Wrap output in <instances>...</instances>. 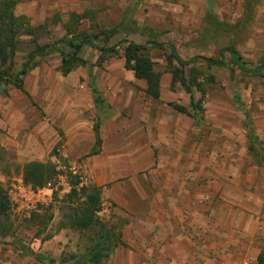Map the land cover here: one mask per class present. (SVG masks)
I'll return each mask as SVG.
<instances>
[{
  "label": "rangeland",
  "instance_id": "1",
  "mask_svg": "<svg viewBox=\"0 0 264 264\" xmlns=\"http://www.w3.org/2000/svg\"><path fill=\"white\" fill-rule=\"evenodd\" d=\"M14 13L24 18L22 31L34 32L18 37L19 50L10 70L14 75L37 46L57 43L69 30L100 38L96 47L82 48L79 57L85 63L69 74L64 75L62 66L72 53L60 47L36 58V68L24 78L25 92L7 86L0 95V185L9 200L0 233L11 232L0 236V264H46L21 253L24 249L55 264H87L88 248L107 231L115 233L119 245L102 264H122V217L96 214L95 226L85 230L73 226L72 209L87 200L82 189L97 190L101 204L107 202L116 210L124 207L111 197L116 185L178 182L194 185L203 194L210 183L246 182L251 171L259 181L258 174L264 172V78L232 65L200 64L183 69L186 86L174 83L180 67L169 46L158 50L149 43L172 44L184 60L219 58L221 50L234 48L249 65L264 66V0H29L19 3ZM125 40L147 45L144 55L160 77L159 99L148 95L147 82L126 67ZM101 48L117 51L103 54ZM76 91L87 94L81 100ZM50 101L62 104L71 116H60L58 107L50 112ZM13 104L25 106L32 121L20 126L9 121L11 116L4 119V108ZM175 105L187 107L190 115L178 112ZM77 117L90 121L94 144L65 152V129ZM14 129L40 144L39 156L27 157L8 146ZM149 141L150 154L144 148ZM225 151L230 152L227 161ZM33 161L55 166L51 181L55 190H44L47 185L35 189L24 181V167ZM73 168L87 184L80 183ZM22 188L27 191L19 197ZM30 190L44 192L35 198ZM258 242L257 260L264 263V233Z\"/></svg>",
  "mask_w": 264,
  "mask_h": 264
},
{
  "label": "crops",
  "instance_id": "2",
  "mask_svg": "<svg viewBox=\"0 0 264 264\" xmlns=\"http://www.w3.org/2000/svg\"><path fill=\"white\" fill-rule=\"evenodd\" d=\"M86 94L76 91L81 100ZM56 107L60 116H71L62 104L50 101V112ZM4 111L7 114L4 119L11 116L9 121L20 126L33 119L23 105H9ZM64 122L65 119L61 123ZM68 124L65 152L94 144L90 121L77 117ZM14 132L8 146L27 157L39 156L38 142L26 140L15 129ZM144 148L150 154L153 142L149 141ZM229 153H223L226 161ZM254 172L243 182L246 184L210 183L203 187V194L194 185L183 186L178 182L114 186L111 197L118 206H124L114 212L124 219L122 264H230L244 258L257 260L261 249L258 237L264 233V172L258 174L259 181ZM97 185L101 183L97 181ZM116 260L120 261L117 257Z\"/></svg>",
  "mask_w": 264,
  "mask_h": 264
},
{
  "label": "trees",
  "instance_id": "3",
  "mask_svg": "<svg viewBox=\"0 0 264 264\" xmlns=\"http://www.w3.org/2000/svg\"><path fill=\"white\" fill-rule=\"evenodd\" d=\"M24 1L29 0H0V95L5 93L7 86H12L22 92H25L24 78L28 73L36 68V58L46 57L54 52L60 51V47L69 49L71 56L63 60V73L69 74L79 64L85 62L79 57V54L84 46H97L99 35H92L88 33H75L68 31V34L59 40V42L46 45L37 46V48L29 54L27 62L23 68L16 75L11 74L10 70L13 66L14 58L19 50L18 37L24 35L33 36V30L30 28H23V17H17L14 13L15 7ZM92 1V0H82ZM124 46L126 67L134 72L135 78L147 82V93L154 99L160 97V77L154 72V64L150 58L144 55L147 45L137 44L132 41L125 40L122 43ZM152 49L165 50L168 46L171 50V56L179 65L174 73V83L179 81L186 86L188 80L184 76L183 69L190 65H205L208 68H227L232 65L235 69L241 70L247 74L255 77L264 78V66H252L246 63L243 56L234 48H226L219 52V58L195 57L190 60H184L178 54L176 47L172 44L165 45L163 43L150 42ZM103 54L115 53L116 48H101ZM230 58V62L226 59ZM9 65V66H8ZM94 94L97 95V89L94 88ZM98 101V98H97ZM178 112L187 113L188 109L184 106L175 105ZM190 115V114H189ZM97 141L100 143L99 131L95 129ZM24 181L35 189H42L50 183L56 176V168L52 164H44L38 161H33L24 167ZM87 193V200L82 205L72 209L75 219L72 220L74 227L80 229H89L97 224L96 214L100 209V193L97 190L82 189ZM75 193V191L73 192ZM9 211V200L5 194L4 189L0 185V226L1 219L6 217ZM10 229H6L4 233H0L1 237H8ZM94 245L88 248L89 260L87 264H102L113 253V250L119 245V240L113 231H107L97 240H93ZM23 254L33 257L38 262H45L46 264H55L54 260L47 259L39 253L30 249L22 250ZM262 263V259L259 260Z\"/></svg>",
  "mask_w": 264,
  "mask_h": 264
},
{
  "label": "built area",
  "instance_id": "4",
  "mask_svg": "<svg viewBox=\"0 0 264 264\" xmlns=\"http://www.w3.org/2000/svg\"><path fill=\"white\" fill-rule=\"evenodd\" d=\"M72 173L77 178H79L80 183L82 185L87 184L85 179H84V177L80 176L81 174L79 173V170H77V168H73L72 169ZM63 180H64V178L61 176L60 177V181H63ZM55 189H56V186L52 182L48 183L47 186L44 188V190H49V191L55 190ZM44 190H38L37 193H32V191L30 190V192H31L30 195H32L35 198H38V197H40L43 194ZM26 191H27L26 189L22 188V190H20V196L19 197H23V195L26 194ZM32 204H33L34 207L37 206V202L36 203L32 202ZM114 212H115V208L111 204L105 202V203L101 204L100 209L97 212V215L100 216V217H105V218L107 217L108 218V217L114 215ZM230 264H264V263H260L257 260L244 258V259H241V260L234 261V262H232Z\"/></svg>",
  "mask_w": 264,
  "mask_h": 264
}]
</instances>
